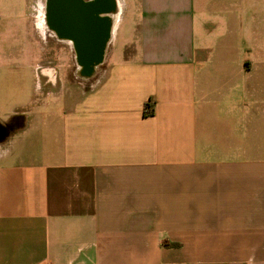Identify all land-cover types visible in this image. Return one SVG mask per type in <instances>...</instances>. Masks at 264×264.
<instances>
[{
    "label": "crops",
    "instance_id": "0c3cea01",
    "mask_svg": "<svg viewBox=\"0 0 264 264\" xmlns=\"http://www.w3.org/2000/svg\"><path fill=\"white\" fill-rule=\"evenodd\" d=\"M28 8L0 0L38 49L0 67V264H264V0H115L90 66Z\"/></svg>",
    "mask_w": 264,
    "mask_h": 264
},
{
    "label": "rangeland",
    "instance_id": "374dc122",
    "mask_svg": "<svg viewBox=\"0 0 264 264\" xmlns=\"http://www.w3.org/2000/svg\"><path fill=\"white\" fill-rule=\"evenodd\" d=\"M28 14L33 33L39 40L43 57L46 58L51 48L56 46L59 49L60 46L58 43L55 45L46 34V25L43 18V0H29ZM116 19L117 14L115 13L111 22L114 24ZM36 53H38L36 42L33 39H27L23 29L18 28L16 25L9 27L6 23L0 24V67L1 65L30 66V62L35 63ZM24 54L26 59L22 58ZM21 90V85L6 84L4 76H0V97L13 100L19 99L22 98Z\"/></svg>",
    "mask_w": 264,
    "mask_h": 264
},
{
    "label": "water",
    "instance_id": "95a60500",
    "mask_svg": "<svg viewBox=\"0 0 264 264\" xmlns=\"http://www.w3.org/2000/svg\"><path fill=\"white\" fill-rule=\"evenodd\" d=\"M96 7L92 4L73 3L71 15L62 24L80 52L78 60L85 66L99 62L106 36V19L97 23L94 18Z\"/></svg>",
    "mask_w": 264,
    "mask_h": 264
},
{
    "label": "flooded vegetation",
    "instance_id": "af4514ba",
    "mask_svg": "<svg viewBox=\"0 0 264 264\" xmlns=\"http://www.w3.org/2000/svg\"><path fill=\"white\" fill-rule=\"evenodd\" d=\"M79 1L82 4H92L96 7L94 18L97 23L106 19L107 25H110L114 14L115 0H43V18L46 25V34L54 43L57 42L59 48L67 53L80 52L76 42L70 38L68 32L62 24L71 15L73 3ZM42 22V20H41ZM107 39L110 36L108 26L106 27ZM58 40V41H57Z\"/></svg>",
    "mask_w": 264,
    "mask_h": 264
},
{
    "label": "bare ground",
    "instance_id": "6f19581e",
    "mask_svg": "<svg viewBox=\"0 0 264 264\" xmlns=\"http://www.w3.org/2000/svg\"><path fill=\"white\" fill-rule=\"evenodd\" d=\"M42 23V22H41Z\"/></svg>",
    "mask_w": 264,
    "mask_h": 264
}]
</instances>
